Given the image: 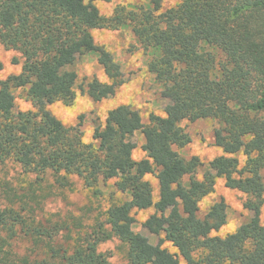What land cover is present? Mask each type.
I'll list each match as a JSON object with an SVG mask.
<instances>
[{
    "label": "trees",
    "instance_id": "obj_1",
    "mask_svg": "<svg viewBox=\"0 0 264 264\" xmlns=\"http://www.w3.org/2000/svg\"><path fill=\"white\" fill-rule=\"evenodd\" d=\"M112 1L0 0V43L24 59L19 74L6 79L0 61V164L13 161L36 176L17 202L0 203V264H114L110 252L100 251L114 239L130 264H264V0H181L169 8L151 0L118 5L105 17L97 3ZM123 27L152 52L151 68L171 102L165 116L152 113L148 123L132 105L111 109L87 143L81 124L66 125L47 107L74 102V66L92 53L109 82L93 78L82 91L96 102L117 93L125 82L121 65L97 44L94 31ZM17 89L34 110H16ZM202 119L218 121L214 143L223 155L199 179L201 159L179 150L192 141L183 121ZM138 132L144 137L141 160L133 156ZM239 154L246 157L243 166ZM49 173L61 186L74 176L90 190L115 179L128 198L112 204L88 231L83 223H45L38 219L39 192ZM148 175L158 180L156 201ZM218 179L244 193L252 213L224 237L213 233L228 223L226 199L205 214L200 207ZM151 208L142 226L164 236L159 244L134 229V213ZM21 239L28 244L23 253Z\"/></svg>",
    "mask_w": 264,
    "mask_h": 264
},
{
    "label": "rangeland",
    "instance_id": "obj_2",
    "mask_svg": "<svg viewBox=\"0 0 264 264\" xmlns=\"http://www.w3.org/2000/svg\"><path fill=\"white\" fill-rule=\"evenodd\" d=\"M150 1L113 0L110 3L98 2L97 5L102 15L110 17L118 5L134 7L147 5ZM180 1L163 0V5L165 8H169ZM94 37L97 44L104 46L111 52L115 60L121 65L124 84L113 97L108 99L96 102L89 97L87 93L82 91V86L86 87L93 78H98L103 82H109V79L98 61L97 54H88L80 58L74 66L76 73H78L74 102L71 105H65V103L59 101L47 107L66 125L81 124L84 141L87 143L93 140L96 125L105 123L107 114L111 109L123 104L132 105L140 111L142 121L148 123L152 113L165 116L164 109L171 102L170 98L163 95L164 87L157 80L156 73L151 68L152 52L146 51L138 43L130 28L123 27L118 30L98 29L94 31ZM23 60V56L19 51L0 43V61L3 63L2 79H6L13 74H19L22 70ZM218 61L220 63V59ZM14 93L17 111L34 110L32 102L26 98L25 91L17 89ZM182 126L190 134L192 141L187 147L179 151L187 159L193 156H198L201 159L203 166L196 176L202 179L205 168L209 166L210 161L223 155L222 149L214 143V129L219 126V123L215 119H202L196 122L186 120L183 121ZM143 138L141 132L135 135V141L138 145L133 153L135 160L145 158V152L142 149ZM238 158L243 166L246 157L239 154ZM35 179V175L26 174L21 166L13 161L0 164V203L7 206L14 201L17 202L18 195L24 194ZM146 179L153 186L156 201L159 198L158 180L153 175L146 176ZM63 181L65 183L68 181L69 184L61 186L54 174L49 173L46 176L43 188L39 192L41 206L38 210V219L45 223L52 225L55 223H69L75 226L83 223V231H88L91 225L96 222V218L105 219V212L112 204L123 202L128 198L127 195L117 190L115 179L107 182L102 181L97 190L96 188L93 190L86 188L83 181L74 176ZM221 197L226 199L228 205V223L219 232H214L213 235L224 237L235 232L242 223L246 222L247 219L249 220L252 213L244 207L247 196L238 190L228 188L224 179H218L214 193L202 200L200 204L201 212L203 214L207 213L210 207ZM16 208H19V204L16 205ZM154 211L151 208L135 212L137 222L134 224V229L148 236L151 243L159 244L164 236L153 235L142 226V223ZM260 217L264 222V205ZM75 226H73L75 228L74 232L77 231ZM162 245L171 252L177 253V249L170 242L163 241ZM27 247L26 241L21 239L18 243L19 251L23 253ZM100 251L110 252L112 254L111 261L114 264H130L125 249L121 246L120 241L116 239L101 244ZM180 261L181 264H186L183 259Z\"/></svg>",
    "mask_w": 264,
    "mask_h": 264
}]
</instances>
